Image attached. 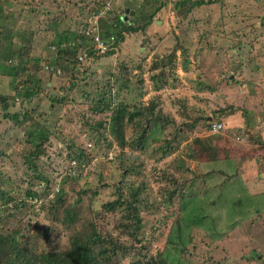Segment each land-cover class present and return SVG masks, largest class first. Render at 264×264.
Returning <instances> with one entry per match:
<instances>
[{"label":"rangeland","instance_id":"1","mask_svg":"<svg viewBox=\"0 0 264 264\" xmlns=\"http://www.w3.org/2000/svg\"><path fill=\"white\" fill-rule=\"evenodd\" d=\"M178 1L184 3L181 9L175 7ZM195 1L207 3L199 7L192 5ZM125 15L123 26L137 31L126 33L112 54L89 56L94 44L88 29L96 26L104 37L105 30L117 32L116 21ZM0 22V97L7 105L5 110L0 102V191L17 204L0 208V234H15L21 241L33 235L27 242L38 252H46L45 242L65 251L73 228L66 226L62 209L79 199V217L97 213L98 229L133 246L140 264L139 252L147 253L149 264H264V141L257 142L264 140V64L256 63L257 57L264 61V0H0ZM82 34L84 39L78 38ZM5 43L9 59L1 53ZM58 44L84 46L78 48L79 64L61 65L68 72L50 69ZM38 81L42 91L32 99L16 95ZM102 96L107 106L97 108ZM118 103L129 110L155 106L124 126L129 141L144 127L157 128L142 151L117 145L108 117ZM14 114L21 124L11 118ZM208 122L220 123L222 132L209 134ZM42 128L48 133L46 155L30 169L25 135ZM198 147L202 151L196 154ZM214 153L229 164L204 162ZM131 162L141 164L144 175L128 176L121 186L125 192L141 181L153 191H177L171 205H159L147 217L140 213L137 242L121 234L122 212L100 209L113 199L123 180L121 169ZM221 170L209 181L213 206L195 207L206 222L190 232L183 228L189 235L187 251L179 253L174 234L157 238L155 218L172 223L189 186L194 196L199 194L201 180L195 177ZM165 174L175 183L162 178ZM38 175L51 179L43 202L24 194L42 190ZM51 204L64 229L53 220L57 213H51ZM46 229L48 240L42 235ZM133 257L116 264H134Z\"/></svg>","mask_w":264,"mask_h":264},{"label":"trees","instance_id":"2","mask_svg":"<svg viewBox=\"0 0 264 264\" xmlns=\"http://www.w3.org/2000/svg\"><path fill=\"white\" fill-rule=\"evenodd\" d=\"M207 2L204 1H195L192 3V5L196 6H202L205 5ZM184 3L181 1H178L175 4L176 9H181L182 5ZM110 9V8H109ZM108 9V10H109ZM156 12V11H155ZM155 12L153 14H155ZM151 15L148 20L147 24L149 22H152V17L154 15ZM123 19L119 17L116 21V30L117 32H112L116 36V45H118V42L122 43L124 39V35L129 32H136L137 30L135 28H132L131 26H123ZM2 22H0L1 24ZM143 27V26H142ZM111 31H106L103 33V36L105 38H108L112 35ZM84 35H78V38L84 39ZM114 36V37H115ZM3 44V43H2ZM1 44V45H2ZM84 47L82 44H77L76 46H69L66 48L61 47L58 44V50L55 52V62H52L55 64L54 66L50 65L51 71L54 72V70L60 69L61 71L68 72L69 70L67 67L61 66L63 63H75L78 62L77 60V53L79 51L78 48ZM81 49V48H80ZM88 49V48H87ZM115 48L112 50H109L105 52L104 54H99L98 51L94 50V48L88 50V55H106V54H112ZM3 52V53H2ZM1 53L5 55V58L9 59L11 55L10 49L7 47V44L5 43L2 45ZM87 56V55H86ZM256 63L257 65L261 66L264 64V61L259 60L262 57H257ZM25 61H23V58L19 59L18 63L24 64ZM36 62H39L37 59ZM24 66V65H23ZM25 69V67H24ZM10 73L15 74L14 67L10 66L9 69ZM264 79V78H263ZM264 82V81H263ZM24 89H21V91L17 92L18 97H22L25 99H32L38 93L42 91L38 84L36 87H33L32 89H28L26 87H23ZM17 89V88H15ZM53 99L57 97H52ZM0 102L2 103L4 109H7L6 100L0 97ZM99 104V106H98ZM105 104L107 106V99H105V96H102L100 100L97 102V108L100 107V105ZM2 107V108H3ZM153 107L152 106L147 109L145 108H134L133 110H129L125 105H122L121 103L117 104L116 110L112 111V114L110 117H108V120L110 122L111 131L114 134L117 145L120 148H124L126 146L130 147L131 151H142L145 148V144L148 142L149 139L153 138V133L157 131V128L154 127V124L151 126V130L149 128H143L141 131H136L135 135L137 137H132L131 140H127V138L124 136V126L126 123H132L134 119L140 120L141 117H143L144 114L149 115ZM109 109V107H106ZM96 111V110H95ZM6 117L8 115H5ZM152 116V114H151ZM11 118L15 120L17 124H21L22 121L18 122V116L17 114L11 115ZM156 119L155 123H157ZM147 121H149L147 119ZM217 122H208V128L211 127L212 124H215ZM220 124V123H219ZM264 128V125H263ZM137 129V128H136ZM153 129V130H152ZM36 130V129H35ZM30 131L25 135L27 143L30 145V152L28 156L26 157V162L29 165V168L31 169V166H34L36 161L41 157L46 155L45 146L44 144L48 141V133L44 128L40 129L38 133L37 131ZM209 134L211 133L209 129H207ZM211 135H217V134H211ZM249 139V136L247 140ZM259 141H264L263 138H258ZM263 144V143H262ZM209 146H207V149ZM200 151H202L201 147H198L195 149V153L198 154ZM195 154V155H196ZM203 154L202 156H204ZM81 155H79L80 157ZM199 158V157H198ZM201 159V158H200ZM208 164H212L213 166H218L219 164H229V160L227 159H221L219 158V155L217 153H214V155L210 156L207 155L205 157V161ZM142 165L137 164L135 162L128 163V165L125 168L121 169V181H119V188L115 189L113 191V199L110 201H107L105 204H102L100 206V209H102L104 212H107L109 214H118L122 212V221L119 224V227L121 229V234L124 237L130 238L133 241L137 242V235L135 233V230H137L138 227H141V214H144L145 217L154 215V212L157 213V210L159 209V205H171L173 203V198L177 195V191L171 190L169 193H167L164 189L160 190H152V187L147 184L144 181H141L138 185L133 186L131 188L130 184L127 186L129 189L127 192H125L121 186L127 185L128 183H125L126 180L129 178L128 176L137 175L138 177H142L144 175L143 167ZM163 173V172H162ZM222 175L223 171H208L205 173H202L201 176L197 175L195 179L201 180L202 187H196L195 192L199 193L196 196L193 195V192L191 191L189 186V193L187 197H183L181 202L182 204L178 208V216L174 219L172 223H166L164 220L160 221L158 218H155L158 222L157 225L153 227L154 232H158L157 238L162 237L163 235L167 233H171V235H175L177 239V243H175L176 248L178 249L179 253L183 254L187 251L185 247V241H189V235L187 234L185 236V231L183 232V228H186L185 230H188L190 232L191 227L195 225H202V222H206V217L203 216H196L195 214V207L198 204L200 207H212L214 202V199L212 201L210 191L211 186L209 184V181H212L215 179L217 175ZM169 174L163 175L162 178H165L172 184L175 183L174 179L169 177ZM37 178L39 181L44 183V187L41 191H33L29 189L25 191L24 194H26V198H30L31 201L33 200H41L43 202V199H47L49 196V189L50 186V180L49 177L46 175H38ZM227 179L224 181L226 182ZM239 183H241L239 181ZM118 186V185H117ZM222 185L219 186L221 188ZM232 191L233 189L230 188ZM244 188L240 185L236 186V191L239 193V195L244 192ZM164 191V193H163ZM85 192V191H84ZM94 192V191H93ZM156 194V196H155ZM146 195V196H145ZM152 195V197L150 196ZM245 197L242 195V198ZM240 197V199H242ZM0 208H3V206H7L8 204H13L15 208H17V204L8 196V194L4 191H0ZM60 197H58V201H60ZM239 199V200H240ZM62 200V199H61ZM224 200V196H223ZM233 200H236L234 197ZM36 201V202H37ZM75 201L76 203L67 209H62V211H65V217L66 221L70 223V225H67L65 222L62 221L61 217H59L58 213L56 212V205L51 204L50 208H52L51 213H57L53 217V220L60 225L61 228L64 229V224L66 226H71L73 228V233H70V247L69 249L65 251H59L49 244L47 242L44 243L42 248H46V252H38L39 248L36 247H30L29 243L27 241H31V239L34 238L33 235L29 236L27 240L21 241L18 240L14 235H2L0 234V264H116L119 260L125 258L126 256L133 255V262L134 264H140L139 260H135L137 258V253L135 252L134 247L128 248L118 239H114L111 236L106 235L102 231H100L97 227V221H96V214L89 215L87 217L81 218L79 217V213L77 211L79 210L78 205H81V203ZM52 203V202H48ZM34 205V204H33ZM77 205V206H76ZM21 206V205H20ZM158 206V207H157ZM140 207L142 208L140 210ZM11 209V208H10ZM8 210V209H7ZM141 213V214H140ZM12 214V213H11ZM167 219V217H166ZM77 226L80 227L76 228ZM56 230V229H55ZM48 232H50V229H46L44 232H42L43 237H45L46 240H48ZM17 234V233H16ZM52 234V233H50ZM41 248V249H42ZM141 249V247H140ZM132 251V252H131ZM139 255L142 260V264H149L150 257H146L147 253L139 252ZM135 260V261H134ZM191 264L190 262H187ZM158 264H167L165 261H162Z\"/></svg>","mask_w":264,"mask_h":264},{"label":"built area","instance_id":"3","mask_svg":"<svg viewBox=\"0 0 264 264\" xmlns=\"http://www.w3.org/2000/svg\"><path fill=\"white\" fill-rule=\"evenodd\" d=\"M96 23V22H95ZM87 35L90 36L92 43L94 44V50L98 51L99 54H104L105 52L112 50L116 43L115 37L110 36L108 38L102 37L96 30V26L92 29H88ZM86 58V54L84 56L79 57V60L83 61ZM211 134L220 133L223 128L219 123L212 124L209 128Z\"/></svg>","mask_w":264,"mask_h":264},{"label":"water","instance_id":"4","mask_svg":"<svg viewBox=\"0 0 264 264\" xmlns=\"http://www.w3.org/2000/svg\"><path fill=\"white\" fill-rule=\"evenodd\" d=\"M125 14H129L130 16H132V15H134V12H129V10H126L125 11ZM126 19H127V16L125 15V17L123 18V20L126 21Z\"/></svg>","mask_w":264,"mask_h":264},{"label":"clouds","instance_id":"5","mask_svg":"<svg viewBox=\"0 0 264 264\" xmlns=\"http://www.w3.org/2000/svg\"><path fill=\"white\" fill-rule=\"evenodd\" d=\"M222 132V131H221Z\"/></svg>","mask_w":264,"mask_h":264}]
</instances>
